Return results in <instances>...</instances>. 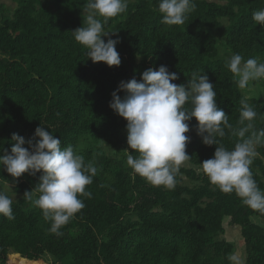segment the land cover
<instances>
[{
	"label": "trees",
	"instance_id": "1",
	"mask_svg": "<svg viewBox=\"0 0 264 264\" xmlns=\"http://www.w3.org/2000/svg\"><path fill=\"white\" fill-rule=\"evenodd\" d=\"M11 1L13 7L0 3V149L10 153L14 133L27 141L41 125L60 138L61 148L70 145L93 162L97 174L86 187L91 198L79 197L84 208L59 236L24 197L40 174H22L12 188L18 196L14 219L0 215V264L14 256L21 264H232L228 258L236 248L222 238L225 218L240 228L244 264H264V216L195 170L215 151L202 144L196 121H189L186 133L189 166L180 167L176 187L169 190L150 185L127 166L126 121L109 108L121 81L139 80L149 67L164 65L177 74L176 84L186 85L193 72L207 75L217 106L237 126L240 102L247 97L225 60L240 54L264 62V28L252 19L264 0H194L195 11L173 26L161 22L158 0L128 2L126 12L105 25L116 33L108 38L119 40L121 64L111 68L86 59V49L71 33L84 24L86 0ZM247 102L257 112L259 132L263 103ZM217 139L229 150L239 140L227 129ZM255 152L250 168L264 190V146ZM5 183L11 185L12 178L0 170V190Z\"/></svg>",
	"mask_w": 264,
	"mask_h": 264
},
{
	"label": "clouds",
	"instance_id": "2",
	"mask_svg": "<svg viewBox=\"0 0 264 264\" xmlns=\"http://www.w3.org/2000/svg\"><path fill=\"white\" fill-rule=\"evenodd\" d=\"M127 7L128 0H86L84 24L71 32L74 40L86 49V59L109 68L119 67V40L108 38L116 33L107 32L105 25L110 18L125 13ZM195 8L194 0H158L155 11L163 24L173 26L183 25ZM252 19L264 28V9L255 11ZM225 67L240 89L264 79V62L258 58L245 60L234 54L225 60ZM177 79V74L164 65L149 67L139 80L134 76L127 82L121 81L111 94L109 108L126 121V143L131 150V154L124 151L127 166L152 186L174 189L180 167L191 159L186 152L190 142L186 133L190 131L189 121L194 119L202 144L215 146L212 158L200 163L209 183L224 194L234 193L246 208L264 216V190L258 187L250 168L258 154L256 146H264V129L255 130L256 110L247 98L242 99L239 120L234 126L217 106V94L207 75L193 72L186 85L174 83ZM119 92L124 93L123 98ZM226 129L239 138L231 150L217 139L225 136ZM33 139L26 141L14 133L10 153L0 149V170L12 178L8 191H12L22 174H40L35 187L26 191L24 197L41 210L45 221L50 222V231L59 236L60 228L84 208L79 197L91 198L86 187L93 182L97 168L93 162H85L72 146L61 148L60 138L46 127H36ZM12 204L13 198L0 190V215L14 219ZM228 259L235 261L236 257Z\"/></svg>",
	"mask_w": 264,
	"mask_h": 264
},
{
	"label": "rangeland",
	"instance_id": "3",
	"mask_svg": "<svg viewBox=\"0 0 264 264\" xmlns=\"http://www.w3.org/2000/svg\"><path fill=\"white\" fill-rule=\"evenodd\" d=\"M133 0H128V2H131ZM0 3H4L8 5L9 7H13V3L11 0H0ZM231 55L228 54V57ZM243 94L250 99H258L263 103L264 106V79L250 82L247 88L243 91ZM189 165L183 164L182 167H188ZM196 171H202L201 168H196ZM184 183L189 184V181L183 177ZM5 192L9 194L10 197H12L14 200L17 199L18 196L14 195L12 191H8V184H2ZM228 218L224 219L223 227H224V234L222 235V238H224L227 241H231L235 244V252L233 255H235L236 260L232 261V264H244L246 259V254L244 251V242L240 234V228L239 227H231L228 224ZM19 257L15 258L8 264H21L18 262ZM8 260V259H7ZM42 264H47L43 261H41ZM7 263V262H6ZM24 264V263H22ZM27 264V263H26ZM35 264V263H34Z\"/></svg>",
	"mask_w": 264,
	"mask_h": 264
},
{
	"label": "bare ground",
	"instance_id": "4",
	"mask_svg": "<svg viewBox=\"0 0 264 264\" xmlns=\"http://www.w3.org/2000/svg\"><path fill=\"white\" fill-rule=\"evenodd\" d=\"M22 259V258H21ZM25 260V259H24Z\"/></svg>",
	"mask_w": 264,
	"mask_h": 264
}]
</instances>
